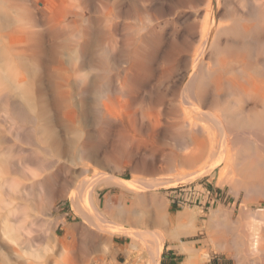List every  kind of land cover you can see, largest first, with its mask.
Segmentation results:
<instances>
[{
    "label": "bare ground",
    "instance_id": "6f19581e",
    "mask_svg": "<svg viewBox=\"0 0 264 264\" xmlns=\"http://www.w3.org/2000/svg\"><path fill=\"white\" fill-rule=\"evenodd\" d=\"M42 5L0 6V118L29 147L0 160V198L5 190L28 195L48 215L67 198L83 223L79 234L90 222L102 232L80 240L82 258L110 250L112 237L130 240L129 255L146 247L147 264H160L167 238L197 233L199 213L186 208L172 219L160 200L138 196L144 205L128 206L125 192L191 184L223 166L217 184L243 190L244 208L258 207L237 221L222 207L212 211L204 244L237 264H264V0ZM157 170L178 173L168 181L136 176ZM10 171L24 182L8 180ZM5 221L0 214L2 236L21 246ZM180 246L183 264L208 256Z\"/></svg>",
    "mask_w": 264,
    "mask_h": 264
},
{
    "label": "rangeland",
    "instance_id": "374dc122",
    "mask_svg": "<svg viewBox=\"0 0 264 264\" xmlns=\"http://www.w3.org/2000/svg\"><path fill=\"white\" fill-rule=\"evenodd\" d=\"M36 1L37 0H0V6H5L7 8L9 6L11 8L14 7V8H33V9L39 8L41 9L43 7L42 5L43 0H38V3H36ZM5 2L6 4H4ZM40 2H42V4ZM5 42H6V38L3 39L2 37H0V48L1 49L4 48ZM0 116L4 117L5 116L4 112H1ZM2 120L3 118L2 119L0 118V139H1L0 140V160L4 162L5 161L4 159L6 158H8V160L10 159L8 156L9 155L11 156V152L14 149L12 147H15L17 149V147L19 146L18 148L21 147L26 150H29L28 149L29 147L24 144L22 145L18 140H15V138H13L12 134L7 128L6 124L4 125V123H2ZM27 155L28 154H26V156ZM120 166H121L120 170L122 169L121 171H125L128 164L122 163ZM222 167L223 166L214 170L212 175L208 174L202 178L195 180L191 184H186V185L183 184V185H179L178 187H168V188L164 185H161L159 187L150 188L146 190L132 189L130 192H125V196H127L126 203L129 206L131 203L135 202L136 207H140L139 204L141 206L144 205V204H141V202L145 201L144 202L145 204H149L150 198H151V201L159 202L160 200L161 203L166 204L168 215L172 219H174L175 210H177V205L173 203V200L171 198L173 192L185 190V189L195 192L196 190H198V188L203 187V186L204 188H208V190L213 195V199H214L213 204H208L204 208L202 206L197 208L198 204L200 203V200L194 201V196L191 197L193 198V200H190L192 201L190 202L192 206H188L186 208H189V209L191 208V210H196L199 213V219L197 222V233L191 236L182 237V241L184 243L195 242L197 247L199 246L198 251L200 252L201 256L203 255L204 251L208 252V256L205 259L203 258V256L201 257V260L202 259L204 260L202 264H237V261L235 260V258L229 257L228 255L217 253L215 251V248L212 245H209V246L205 245L204 241L207 239V235L202 231V229L205 226V224L208 222L211 212L218 209L219 207H222L225 210L229 211V213H231L232 219L237 221L240 218L243 209L256 211L258 205L254 202H251L246 208H244L245 206H244L243 200H244L245 193L243 194L244 192L243 190H241L239 192L240 194L237 196L233 192L231 186L229 185L221 186L217 184L218 176L220 174L219 172L221 171V169H223ZM108 170H111V169H108ZM120 170H119V173H120ZM157 171L155 173L148 172V174H146L147 172L146 173L140 172V173H137L136 176L143 180L146 179L144 181H151V180L152 181L154 180L162 181L161 179H163L164 177L165 179H163V181L164 180L168 181L171 178V175L173 178L178 173V172L176 173L173 172V174L175 175L174 176L172 172L170 173L166 170H165L166 172L164 170H162L163 172H160L161 170H157ZM8 173H9L7 174L8 180L11 179L10 181H15V182L18 181V183L24 182L23 178L21 179L22 176H20L21 174H19V172L16 173L14 171V173H12V171H10ZM124 176L123 177L126 178V180L132 179V174L129 172H127L126 175ZM166 176H169V178L167 177L168 180ZM7 191L8 192H6L5 190V192L8 194H5L4 192L2 193V198H0V201H1L0 214H5L6 219H7L5 223L9 226L10 231L12 230L11 234H13L14 236L16 235L15 236L16 239L20 240L21 246H17L14 242L10 241L8 238L3 237L2 233L0 232V243L3 245V253L2 255H0V264H12L13 262H14L13 264H67L68 262H71L70 260L72 258H73L72 259L73 261L77 260L76 261L77 264H83L84 262L83 259H85L84 264H119L117 262V259H118L117 256L119 253L118 247L114 243L113 241L114 238L112 237L109 238V242H108L109 244L107 243V247H109L110 250L104 253L100 248H98L93 253L91 252L88 254V257H87L88 261L86 260V258H84L85 256H83L82 258L80 253L83 252V247L81 245L82 247L81 249V247H79L80 246L79 243L82 244L81 241H85V240L88 243H90L93 239H95L97 235L98 237L102 236V232L100 233L96 227L93 228L94 222L93 223L90 222L87 225V228H89V231L87 232V234L86 235H83L81 233L79 234L78 230L81 231L83 223L79 221V219L76 220L73 217L71 202L67 198L65 200L63 198L62 200L60 199L59 201H57L53 208L54 210H52L53 213L51 215H48L47 213H44L43 211H41V208H40L41 207L40 205L42 203L41 201L35 199L37 201L36 202L33 197L32 199L28 195L21 197V196H17V194H15L14 191H11V190H7ZM73 191L74 193L79 192V190H73ZM108 194L109 192L105 190L100 193V196H98L99 198L97 197L99 204L101 206L103 205L102 208L104 207L105 199H106V196H108ZM138 196L144 197L145 198L144 201H139L138 199L140 198H138ZM194 202H197V204H195ZM172 204L176 206L174 207ZM171 205H172V208H171ZM252 205H255L256 207ZM38 208H40L39 211H38ZM142 212L145 214L144 211ZM60 218H62L61 220L64 221L63 224ZM55 221L60 222V223L56 224ZM1 224L2 223H0V225ZM77 226H78V229H77ZM54 227L56 228V231L54 230L55 229ZM151 228H152V225H148L147 228L144 227V230L154 229V227L152 229ZM134 229L142 230V227L137 225L134 227ZM13 235L11 236L14 237ZM80 236H82V238H80ZM116 242L118 243V241ZM170 242H172V240L167 238L164 243V247L169 245ZM119 243L123 245H129L130 240L122 238V240L119 241ZM143 247L144 246H140L139 249L141 250L137 249L133 251L134 253H136V255L139 256V259L134 262H130V264H147V256H146L147 250H146V247L144 248ZM16 250L17 252L20 253V254L17 253L20 256L15 254ZM77 251H78L77 254L80 255L81 258H79L78 255L76 254ZM68 252H70L69 253L70 255H72L71 254L72 252L74 253L72 255V258L69 254H67ZM16 255L19 257L17 258ZM17 259H19L18 260L19 263L17 262ZM78 260H81V261L78 263ZM120 261L123 264H125L124 260H120ZM181 261H180V264H181ZM76 262H73V263L75 264ZM71 263H68V264H71Z\"/></svg>",
    "mask_w": 264,
    "mask_h": 264
},
{
    "label": "crops",
    "instance_id": "0c3cea01",
    "mask_svg": "<svg viewBox=\"0 0 264 264\" xmlns=\"http://www.w3.org/2000/svg\"><path fill=\"white\" fill-rule=\"evenodd\" d=\"M188 200V199H187ZM174 207L176 205L172 204ZM171 205V208H172ZM195 208V207H194ZM197 208H199V206H197ZM186 209V207H180L177 205V210H175V218L177 217V215L179 213H181L182 211H184ZM191 209V208H190ZM122 238H116L113 239L114 243L117 245L118 247V259L117 262L119 264H123L120 260H124L125 264H130V262H134L136 260L139 259V256L136 255V253L134 252H130V255L128 254V250L127 247L128 245H123L120 244L119 241H121ZM118 241V243L116 242ZM184 242L182 241V237L180 238V241L177 240H173L172 242L169 243V245L165 246L161 255V260H160V264H181L184 263L185 259L187 258L185 254L181 253V249H180V245H182ZM185 245H187L188 248L190 249H196L198 251V247L195 244V242H188V243H184ZM127 251V252H126ZM127 255V256H126Z\"/></svg>",
    "mask_w": 264,
    "mask_h": 264
},
{
    "label": "built area",
    "instance_id": "2783aa9c",
    "mask_svg": "<svg viewBox=\"0 0 264 264\" xmlns=\"http://www.w3.org/2000/svg\"><path fill=\"white\" fill-rule=\"evenodd\" d=\"M194 196V201L200 200V203L198 204L199 207H206L208 204H213V195L211 192L208 190V188L200 187L198 190L195 192H192L191 190H180V191H175L172 193V200L173 203L180 206V207H188L192 206L190 200H193ZM188 199V200H187ZM197 204V202H194Z\"/></svg>",
    "mask_w": 264,
    "mask_h": 264
}]
</instances>
